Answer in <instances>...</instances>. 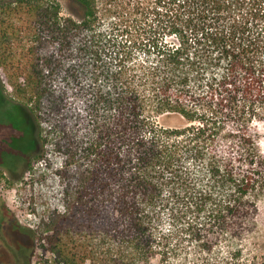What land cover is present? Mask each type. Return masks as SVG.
<instances>
[{"label": "trees", "instance_id": "trees-1", "mask_svg": "<svg viewBox=\"0 0 264 264\" xmlns=\"http://www.w3.org/2000/svg\"><path fill=\"white\" fill-rule=\"evenodd\" d=\"M109 2L0 0L14 264H258L264 0Z\"/></svg>", "mask_w": 264, "mask_h": 264}, {"label": "rangeland", "instance_id": "rangeland-1", "mask_svg": "<svg viewBox=\"0 0 264 264\" xmlns=\"http://www.w3.org/2000/svg\"><path fill=\"white\" fill-rule=\"evenodd\" d=\"M106 4L110 11L108 14L113 16H121L129 13L133 17H140L141 12L147 13L151 5L155 3V0H109ZM138 3L140 7H138ZM139 8L140 10H138ZM118 13V14H117ZM127 17V15H125ZM0 74L5 78L3 71ZM7 84V83H6ZM11 86L6 85V93H11ZM9 105L5 104L3 107L9 109ZM0 108V218H4V222L0 226V264H14L15 257L12 252V247L16 242V229L15 223L21 221L22 223L27 222L32 217L28 204H25L21 198L22 192V181L17 180L18 175L24 169L25 158L27 154H19L17 148L11 145L12 142H18L20 139L19 131H17L13 125L8 126V120L4 115V108ZM7 122V123H6ZM259 147L262 153H264V121L259 126ZM19 143V142H18ZM9 150L6 155L10 163V167H3L1 162L3 159L4 150ZM15 149V150H14ZM17 151V152H16ZM14 153V154H13ZM19 154V158L13 157V155ZM9 175L14 176L10 180ZM253 215L252 224L253 236L248 235L244 238L243 243L248 246H252L257 254V263L264 264V190L259 192L255 197L252 198ZM225 241H223V244ZM34 264H48L41 260L39 257H35Z\"/></svg>", "mask_w": 264, "mask_h": 264}]
</instances>
